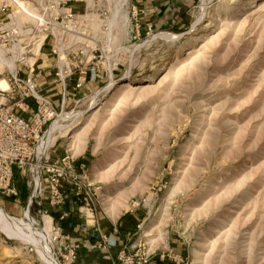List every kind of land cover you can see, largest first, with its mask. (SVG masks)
I'll use <instances>...</instances> for the list:
<instances>
[{"label": "rangeland", "instance_id": "374dc122", "mask_svg": "<svg viewBox=\"0 0 264 264\" xmlns=\"http://www.w3.org/2000/svg\"><path fill=\"white\" fill-rule=\"evenodd\" d=\"M44 1L18 0L32 13ZM143 1L73 3L76 45L105 49L57 132L94 187L84 211L139 212V242L180 264H264V0ZM32 216L23 238L0 225V264L60 263Z\"/></svg>", "mask_w": 264, "mask_h": 264}, {"label": "built area", "instance_id": "2783aa9c", "mask_svg": "<svg viewBox=\"0 0 264 264\" xmlns=\"http://www.w3.org/2000/svg\"><path fill=\"white\" fill-rule=\"evenodd\" d=\"M81 1L45 0L33 16L10 0H0V11H8L14 4L32 19L28 25L30 22L19 21L14 12H8L6 18L0 19V50H10L8 53H12L19 66L7 65L8 74L2 77L7 87L0 86V192L18 196L19 191L13 184L15 168L27 172L31 193L24 211L29 215L37 207L42 217L52 218L53 213L66 203L69 188L74 191V206L91 211L90 204L93 203L94 187L76 171L73 154L65 151L55 160L51 158L53 146L47 137L51 125L62 111L44 93L40 84L43 71L37 64L44 45L51 40V53L59 61L56 78L64 86L61 107L66 104L68 78L74 74L69 57L80 56L75 89L81 88L88 78L95 80L101 77L99 64L105 58V49L94 44L74 50V46L84 39L80 33L84 29L80 20L82 16L73 6V3ZM83 167L84 164L81 165ZM37 222L45 227L44 218ZM50 232L49 242L55 249L53 253L57 255L59 264H78V248L71 235L53 219ZM108 244V240L103 238L101 245L106 247ZM151 256L152 253L146 249L145 253H130L124 248L120 252V264H147ZM166 256L169 258L170 255L165 252L159 255L161 259Z\"/></svg>", "mask_w": 264, "mask_h": 264}, {"label": "crops", "instance_id": "0c3cea01", "mask_svg": "<svg viewBox=\"0 0 264 264\" xmlns=\"http://www.w3.org/2000/svg\"><path fill=\"white\" fill-rule=\"evenodd\" d=\"M174 2L173 0H144L143 6L146 10L151 12L158 7H165V9L171 8L168 3ZM75 9H80L79 5H73ZM142 7V6H141ZM8 11H0V19L6 18ZM103 38V35H99ZM52 41H48L49 46H44L40 56L38 58V66L42 69L43 75L40 78V84L44 93L50 97L58 110H66L73 100L74 96L84 93L87 90L96 86V79L90 80L89 78L85 84L75 89L77 78L79 77V57L70 60L72 67L74 68V74L68 78V86L65 90L66 104L61 107V99L64 92V86L56 78V68L59 65L58 58L52 55L50 46ZM91 46V45H89ZM84 47L83 45L74 46V50ZM103 48V47H101ZM61 63V62H60ZM99 80V79H97ZM59 132V131H57ZM57 132L53 135L51 145L58 143L61 138V134L57 135ZM62 143H58L55 148L51 150V158L55 160L58 158L62 151ZM29 174L21 171L18 167L14 171L13 184L19 191L18 196H7L0 192V207L4 212L11 216L18 217L22 214L28 201L31 189L28 185ZM65 185L66 182H65ZM74 191L68 189V198L66 203L58 210H56L52 219L57 225H60L67 233L72 237V242L78 248V264H120V252L125 248L127 252L139 251V253H145V247L141 244V239H138L136 235L142 228L141 218L139 212H127L117 217L105 213V209L99 210L94 213L85 212L84 209H79L73 205ZM31 215L39 218L40 221L45 219L38 211V208L31 210ZM24 216V213L21 217ZM51 219V220H52ZM47 220V217H46ZM45 220V227H46ZM139 225L140 228L138 227ZM103 238L108 240V245L103 247L101 245ZM180 256L184 253L178 252ZM160 252L152 253L151 258L147 264H180L178 261L172 259H161L159 257ZM178 258V257H177Z\"/></svg>", "mask_w": 264, "mask_h": 264}, {"label": "bare ground", "instance_id": "6f19581e", "mask_svg": "<svg viewBox=\"0 0 264 264\" xmlns=\"http://www.w3.org/2000/svg\"><path fill=\"white\" fill-rule=\"evenodd\" d=\"M10 1L12 3H15L18 7H20L22 10H24L26 13H29L30 15L36 16L35 13L28 12L27 9L25 7H23V5L18 2V0H10ZM43 37H45V34L43 35ZM38 45H40V44L38 43ZM38 48H39V46H37L35 49L37 50ZM2 58H4V63L3 64H5L6 66L10 65L7 62V59H5L4 51L0 50V65L2 64L1 62H3ZM0 86L3 87V88L7 87V83H6L4 78L0 79ZM65 111L66 110L62 111L61 113L59 112L58 118L54 121V123L50 127L49 135L47 137V140L49 139L52 142L53 135L60 128L61 122L63 121V119H66L65 115H67V114H64ZM74 116H76V115H74ZM24 216H27V217L26 218H22V219H19V218L15 217V216L13 217V216L9 215L8 213L4 212L3 209L0 207V225H2L1 227H3L4 230L7 231L8 234H10L13 237L19 236L21 238L22 237L21 235L24 233L25 229L27 230V229H31V228L34 227L32 216L29 215L28 213H25V212H24ZM47 218L52 219L50 216H47ZM45 220H46V217H45ZM51 228H52V220H51V224L49 222H47V220H46V227H43V230H44V232L46 230L49 231V237L51 235V232H50ZM42 254H43V252H42ZM45 255L47 256V259L48 260L50 259L51 263L54 264V261H53L52 257L48 256L47 252H45Z\"/></svg>", "mask_w": 264, "mask_h": 264}, {"label": "water", "instance_id": "95a60500", "mask_svg": "<svg viewBox=\"0 0 264 264\" xmlns=\"http://www.w3.org/2000/svg\"><path fill=\"white\" fill-rule=\"evenodd\" d=\"M7 236V235H6ZM8 237V236H7ZM8 238H10V237H8Z\"/></svg>", "mask_w": 264, "mask_h": 264}]
</instances>
